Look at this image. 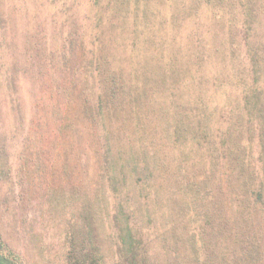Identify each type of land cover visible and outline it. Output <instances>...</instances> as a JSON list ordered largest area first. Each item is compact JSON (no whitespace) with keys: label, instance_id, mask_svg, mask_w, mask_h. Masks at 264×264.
<instances>
[{"label":"trees","instance_id":"1","mask_svg":"<svg viewBox=\"0 0 264 264\" xmlns=\"http://www.w3.org/2000/svg\"><path fill=\"white\" fill-rule=\"evenodd\" d=\"M8 194L0 264H264V0H0Z\"/></svg>","mask_w":264,"mask_h":264},{"label":"rangeland","instance_id":"2","mask_svg":"<svg viewBox=\"0 0 264 264\" xmlns=\"http://www.w3.org/2000/svg\"><path fill=\"white\" fill-rule=\"evenodd\" d=\"M3 185H5L4 182L1 183V186ZM17 205L18 202L16 200L13 201V199L11 198V196H9V194L0 197V215H2L1 218L3 217L7 218V219H0V232L5 234L6 236L13 237L12 244L16 246L17 250H19L20 252L22 251L31 252L30 251L31 248L29 244L26 243L22 231L19 230V232H16L20 226L17 224V219L20 221L21 217L18 218L17 216V219H15L14 221V219L8 217L7 215L8 212L11 211L10 209L9 210L7 209V206L11 207V209L13 210H16L17 212L15 211V214H18L19 209L21 208V204L19 206Z\"/></svg>","mask_w":264,"mask_h":264}]
</instances>
